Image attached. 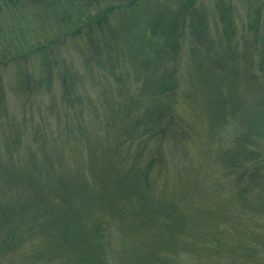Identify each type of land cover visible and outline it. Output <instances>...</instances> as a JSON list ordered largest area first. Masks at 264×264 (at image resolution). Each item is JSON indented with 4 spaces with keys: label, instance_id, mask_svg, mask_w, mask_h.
Segmentation results:
<instances>
[{
    "label": "rangeland",
    "instance_id": "rangeland-1",
    "mask_svg": "<svg viewBox=\"0 0 264 264\" xmlns=\"http://www.w3.org/2000/svg\"><path fill=\"white\" fill-rule=\"evenodd\" d=\"M16 1L0 2V264H264V0ZM157 102L162 136L142 126Z\"/></svg>",
    "mask_w": 264,
    "mask_h": 264
},
{
    "label": "trees",
    "instance_id": "trees-1",
    "mask_svg": "<svg viewBox=\"0 0 264 264\" xmlns=\"http://www.w3.org/2000/svg\"><path fill=\"white\" fill-rule=\"evenodd\" d=\"M0 2L4 3V5H5L4 7L9 8L11 6V7L15 8L17 1L16 0H2ZM189 2H190V0H189ZM193 5H194V2L191 3V6L192 7H193ZM0 9L1 10L3 9V7H2L1 4H0ZM103 20H106V17ZM183 24H182V28H183ZM178 28H179V26L176 27L175 29H173L171 31V34L175 35V38H176L177 35H181V33L179 34V32H181V31L177 32ZM80 31L81 30H79L78 33H80ZM200 33H201V31H200ZM45 54H46V52H45ZM90 54L91 55H96V54H93V53H90ZM91 55H90V59L93 57ZM45 56L47 58V61L45 62L46 67H47L46 72H50L51 74H53V71H54L53 70L54 62L53 61H50V57L47 54ZM174 57H177V56H174ZM55 64L58 66L57 63H55ZM1 66L2 67H5L4 64H1ZM56 70L59 71V74H60L61 78L63 79L65 97L68 99V102H69V99L72 98V89L74 88V86L69 83L68 78H67V75L65 74V72H63V70L60 69L59 66H58V68ZM36 78L33 77L31 79L30 77H27V79L25 78L26 81H24L25 80L24 78L23 79L22 78L20 79V83L18 84L17 92L19 93V96L24 101H28L30 99H33V96H38V94L40 93V90L42 89V87H39L40 85H38V84H36V86H35V80H36ZM38 78H41V77H38ZM169 84H170L169 87H167V86H164L163 87V94H165L164 97H166V99L169 98V97H171V96L175 97L176 94H177V92H176L177 91V87H176L177 84H176V82L175 81H173V82H170L169 81ZM160 103L159 102L156 103V105L158 104V106H156L155 111H154L155 113H153V115H152V118L153 119H151L150 121L148 120V122H146V120H145V123H143V125H142L141 121H139V123H137V125L140 124V125H142L144 127V131H145L144 133L145 134H150V135L152 134V136H155V135H161L162 136L167 131V129L166 130L163 129V128H166V126H163V128H161V126H159L161 124V122H163V120H166V118H168V116L166 115V113H164L162 110L159 111V107L161 106ZM3 110L0 109V115H1V112ZM26 111H27V109L25 110V112ZM141 120H144V119H141ZM172 120H173V117L171 116L170 122H172ZM159 122H160V124H159ZM162 125H165V124H162ZM135 128H136L135 130L138 131V128L136 127V125H135ZM153 163L154 162L152 160L151 163H150V165H152ZM134 195L135 196H140L137 193H134ZM1 228H3V227H0V229ZM4 242H5V245H6L7 248H10L14 244L13 242H9L8 239H5L3 241V243Z\"/></svg>",
    "mask_w": 264,
    "mask_h": 264
}]
</instances>
